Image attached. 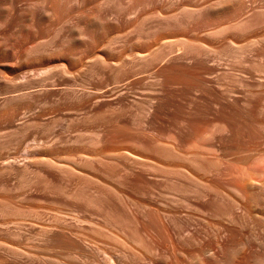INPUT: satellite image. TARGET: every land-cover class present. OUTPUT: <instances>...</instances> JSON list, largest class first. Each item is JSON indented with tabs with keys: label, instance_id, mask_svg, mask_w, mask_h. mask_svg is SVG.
I'll list each match as a JSON object with an SVG mask.
<instances>
[{
	"label": "rangeland",
	"instance_id": "1",
	"mask_svg": "<svg viewBox=\"0 0 264 264\" xmlns=\"http://www.w3.org/2000/svg\"><path fill=\"white\" fill-rule=\"evenodd\" d=\"M149 1L0 0V264H264V0Z\"/></svg>",
	"mask_w": 264,
	"mask_h": 264
},
{
	"label": "bare ground",
	"instance_id": "2",
	"mask_svg": "<svg viewBox=\"0 0 264 264\" xmlns=\"http://www.w3.org/2000/svg\"><path fill=\"white\" fill-rule=\"evenodd\" d=\"M113 1H114V0H113ZM117 1H118V3L120 4L119 6L121 7V11H122L121 13H123L124 10H126V9H124V8H127V7H125V5L122 4V0H117ZM126 1H127V0H126ZM131 1L134 2L135 4H136V3H141V2H143V1L145 2V0H128V2H130V5H131ZM153 1H155V0H153ZM157 1H160V2H158V3L165 2V0H157ZM148 2L150 3L149 0H148ZM148 2H147V4H149ZM115 3H117V2H115ZM126 3H127V2H126ZM134 3H132V4H134ZM155 3H156V2H155ZM144 4H145V3H144ZM115 5H116V4H115ZM130 5H129V6H130ZM116 6H117V5H116ZM123 6H124V7H123ZM142 7H143V6H142ZM132 8H133V7H132ZM134 8H135V7H134ZM140 8H141V7H140ZM135 9H136V8H135ZM132 11H133V10H132ZM130 12H131V11H130ZM125 13H126V12H125ZM130 14H131V13H130ZM190 14H191V13H190ZM193 14H194V13H193ZM193 14H192V15H193ZM130 16H131V15H130ZM189 16H191V15H189ZM189 18H190V17H189ZM187 20H188V19H187ZM191 20H192V19H191ZM183 21H184V20H183ZM167 25H168V24H167ZM167 28H168V27H167ZM105 29H106V28H105ZM36 54H37V53H36Z\"/></svg>",
	"mask_w": 264,
	"mask_h": 264
}]
</instances>
